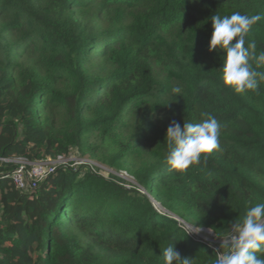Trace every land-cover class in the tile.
Instances as JSON below:
<instances>
[{
  "label": "trees",
  "instance_id": "16d2710c",
  "mask_svg": "<svg viewBox=\"0 0 264 264\" xmlns=\"http://www.w3.org/2000/svg\"><path fill=\"white\" fill-rule=\"evenodd\" d=\"M233 12L264 14V0H0V264H163L173 242L214 264L227 251L230 227L264 202V81L236 93L223 52L208 50L211 17ZM253 40L258 55L264 19ZM203 112L221 125L220 150L170 170L169 124ZM74 149L89 162L32 190L12 183L13 160Z\"/></svg>",
  "mask_w": 264,
  "mask_h": 264
},
{
  "label": "clouds",
  "instance_id": "9594fccd",
  "mask_svg": "<svg viewBox=\"0 0 264 264\" xmlns=\"http://www.w3.org/2000/svg\"><path fill=\"white\" fill-rule=\"evenodd\" d=\"M262 19L264 14L242 15L239 12L211 17L212 33L208 50L223 52L221 80L223 85L236 93L255 90L264 81V72L255 70L250 63L254 61L257 68L264 66V51L256 54L257 44L254 40L248 41L245 46L250 29ZM181 92L179 85L170 90L175 98ZM201 117V121L196 124L183 122L181 126L175 121L169 124L164 140V160L170 170L183 173L190 166L201 163V157L206 163L208 155L220 150V123L207 112L201 113ZM185 226L187 234L201 230L192 225ZM201 231L212 234L209 230ZM195 238L206 242L200 237ZM223 246L227 251L217 250L214 264H264V202L255 203L246 209L242 220L230 227ZM161 258L163 264H192L191 259L181 257L180 252L174 248V242L164 248Z\"/></svg>",
  "mask_w": 264,
  "mask_h": 264
},
{
  "label": "built area",
  "instance_id": "2783aa9c",
  "mask_svg": "<svg viewBox=\"0 0 264 264\" xmlns=\"http://www.w3.org/2000/svg\"><path fill=\"white\" fill-rule=\"evenodd\" d=\"M72 157V154H70L68 156H57L55 159L52 160L47 158L39 162H27L24 159L13 160V162H15L18 167L12 171L10 176L11 181L17 189H35L48 176L52 175L56 171L58 166L70 165V167H74L86 163V161L79 162L77 161V159H75L76 162H71ZM3 162H8V160L0 158V163ZM157 206L158 205H156V207ZM205 233H209L212 236L210 232ZM189 235L198 237L195 232H192ZM206 242L210 243L213 241Z\"/></svg>",
  "mask_w": 264,
  "mask_h": 264
},
{
  "label": "rangeland",
  "instance_id": "374dc122",
  "mask_svg": "<svg viewBox=\"0 0 264 264\" xmlns=\"http://www.w3.org/2000/svg\"><path fill=\"white\" fill-rule=\"evenodd\" d=\"M76 153H77V151H76L75 149L71 151V154H72V156H73V157L71 158V162H76L75 159H77V161H79V162H82V161L89 162V160L86 159V158L81 159V160H80L79 158H77V157H76ZM92 163H93V162H92ZM97 165H98V164H97ZM99 166L102 167V168H104V169L106 170V172L109 171L106 167L101 166V165H99ZM102 172H103V171H100V172H98V173L105 177V173H102ZM84 173H85V172L83 171V174H84ZM119 177L125 179L126 182H132V183H134V182L132 181V179L129 177V175H128L127 173H125V172H121V173L119 174ZM125 186L128 187V185H125ZM195 234H196L198 237H200V239H202V240L213 241V234H212V236H211L209 233H205V232H203V231H201V230H200L199 232H195ZM199 241H201V240H199ZM210 243H212V242H210Z\"/></svg>",
  "mask_w": 264,
  "mask_h": 264
},
{
  "label": "water",
  "instance_id": "95a60500",
  "mask_svg": "<svg viewBox=\"0 0 264 264\" xmlns=\"http://www.w3.org/2000/svg\"><path fill=\"white\" fill-rule=\"evenodd\" d=\"M179 222V221H178ZM186 225V224H185ZM201 230H205V231H208V229H201ZM210 231V230H209Z\"/></svg>",
  "mask_w": 264,
  "mask_h": 264
}]
</instances>
